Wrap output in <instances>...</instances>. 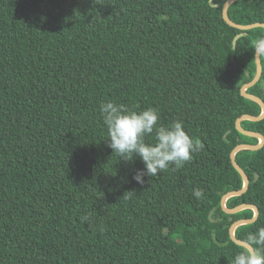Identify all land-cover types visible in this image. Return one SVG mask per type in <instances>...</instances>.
Instances as JSON below:
<instances>
[{"label":"trees","instance_id":"obj_1","mask_svg":"<svg viewBox=\"0 0 264 264\" xmlns=\"http://www.w3.org/2000/svg\"><path fill=\"white\" fill-rule=\"evenodd\" d=\"M227 1L0 0V264H232L245 246L230 228L255 210L228 213L222 198L245 185L232 151L259 142L237 120L263 112L242 87L264 28L234 50ZM228 15L263 21L264 0H236ZM248 91L264 100V70ZM108 100L182 120L203 148L136 182L140 157L108 146ZM241 125L264 134V118ZM236 159L250 187L227 206L260 209L235 230L248 242L264 226V146Z\"/></svg>","mask_w":264,"mask_h":264},{"label":"clouds","instance_id":"obj_2","mask_svg":"<svg viewBox=\"0 0 264 264\" xmlns=\"http://www.w3.org/2000/svg\"><path fill=\"white\" fill-rule=\"evenodd\" d=\"M252 48L255 55L264 58V37L252 41ZM100 113L107 129L108 146L114 153L125 161L132 162L136 156L143 161L144 168L135 170L132 177L140 184L145 183V176L155 177L170 164L182 167L203 148L185 129L182 120L160 123L159 111L154 107L137 111L108 100L101 103ZM193 195L199 200L204 192L195 189ZM246 238L248 246L234 256L232 264H264V226Z\"/></svg>","mask_w":264,"mask_h":264},{"label":"water","instance_id":"obj_3","mask_svg":"<svg viewBox=\"0 0 264 264\" xmlns=\"http://www.w3.org/2000/svg\"><path fill=\"white\" fill-rule=\"evenodd\" d=\"M234 1H236V0H228L226 2V4L224 5V9H223V16H224V19L226 20V22L229 25H231V26H233V27H235L237 29H240L242 31L234 39L233 49L236 50L238 40L242 36H244L247 33V31L250 30V29H253V28H256V27H263L264 28V21L252 22L250 24H240V23H237V22L233 21L229 17V15H228V9H229V6ZM211 4L213 6H216V4L213 3V0H211ZM256 60H257V64H258V72H257V75L255 76L254 79H252V81H250L249 83L245 84L242 87V95H244V96H246L248 98H251V99L257 101L262 106L263 112L259 116L251 115V114H244L242 117H240L237 120V128L243 134L248 135V136L258 137L261 140L258 143H241V144L237 145L236 148L232 151V154H231L232 162H233L234 166L236 167V169L242 174V176L244 178V181H245V185H244V188L243 189L236 190V191H231L229 193H226L223 196V198H222V207L228 213H236V212H239L240 210H242L244 208H252V209L255 210L254 217H252V218L239 219V220L235 221L232 224L231 228H230V233H231V237H232L233 241H235L236 243H238L240 245H243L245 247L248 246L249 242L238 238L236 236L235 230L240 225L256 222L257 219H258V217H259V214H260V209L255 204H250V203H243V204L238 205V206L233 207V208L232 207H228L227 206V200L230 197H232V196H238V195H242V194L246 193L248 191L249 187H250V178L247 175L246 171L243 169V167L239 164V162L236 159L237 152L239 150H241V149H254V150H258V149H261L264 146V134H262L261 132H258V131H253V130L246 129V128H244L241 125V122L244 119H251V120L258 121V120H262L264 118V100H263V98H261L258 95H255L253 93H250L248 91L249 88L255 86L261 80V77H262V74H263L264 65H263V62H262V57H259V56L256 55Z\"/></svg>","mask_w":264,"mask_h":264},{"label":"rangeland","instance_id":"obj_4","mask_svg":"<svg viewBox=\"0 0 264 264\" xmlns=\"http://www.w3.org/2000/svg\"><path fill=\"white\" fill-rule=\"evenodd\" d=\"M264 21V20H263ZM261 139H259V142H260Z\"/></svg>","mask_w":264,"mask_h":264}]
</instances>
